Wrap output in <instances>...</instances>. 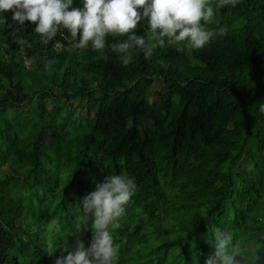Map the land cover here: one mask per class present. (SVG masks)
Masks as SVG:
<instances>
[{
  "label": "trees",
  "instance_id": "16d2710c",
  "mask_svg": "<svg viewBox=\"0 0 264 264\" xmlns=\"http://www.w3.org/2000/svg\"><path fill=\"white\" fill-rule=\"evenodd\" d=\"M11 15L0 13V264H55L77 236L87 246L77 204L108 174L136 185L110 229L115 264H203L216 229L242 264H264V0L220 8L201 50L157 48L127 67L107 48L73 49L66 30L42 43Z\"/></svg>",
  "mask_w": 264,
  "mask_h": 264
},
{
  "label": "clouds",
  "instance_id": "9594fccd",
  "mask_svg": "<svg viewBox=\"0 0 264 264\" xmlns=\"http://www.w3.org/2000/svg\"><path fill=\"white\" fill-rule=\"evenodd\" d=\"M238 0H0V13L11 10L18 24L34 22L33 31L42 43H48L59 32L74 43L73 49L91 48L103 55L107 48L123 67L139 56L148 60L157 48H174L177 53L190 54L209 45L216 33L207 27L220 8L235 7ZM146 21L148 35L136 34L138 22ZM225 28H218L223 35ZM107 36L122 37L107 44ZM258 110L264 114V100ZM136 185L124 174H108L96 182L94 190L78 204L79 222L91 231L87 246L77 236L68 251L55 259V264H115L118 246L110 229L119 227L125 207L134 195ZM55 223V221H53ZM214 251L203 264H242L245 251L234 242L229 230L216 229L208 240ZM58 247L48 244L51 256ZM67 254H63V252ZM196 264V261L193 262Z\"/></svg>",
  "mask_w": 264,
  "mask_h": 264
},
{
  "label": "rangeland",
  "instance_id": "374dc122",
  "mask_svg": "<svg viewBox=\"0 0 264 264\" xmlns=\"http://www.w3.org/2000/svg\"><path fill=\"white\" fill-rule=\"evenodd\" d=\"M163 89L162 84L159 81H155L149 88V92L153 94L156 90Z\"/></svg>",
  "mask_w": 264,
  "mask_h": 264
}]
</instances>
